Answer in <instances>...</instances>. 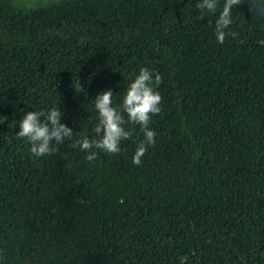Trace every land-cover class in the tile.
<instances>
[{"label":"trees","instance_id":"16d2710c","mask_svg":"<svg viewBox=\"0 0 264 264\" xmlns=\"http://www.w3.org/2000/svg\"><path fill=\"white\" fill-rule=\"evenodd\" d=\"M200 2L0 0V264H264V0L223 44ZM141 67L162 77L155 144L133 164L125 124L90 163L71 145L95 136V97L119 108ZM56 105L73 138L35 157L20 119Z\"/></svg>","mask_w":264,"mask_h":264},{"label":"clouds","instance_id":"9594fccd","mask_svg":"<svg viewBox=\"0 0 264 264\" xmlns=\"http://www.w3.org/2000/svg\"><path fill=\"white\" fill-rule=\"evenodd\" d=\"M242 2L243 0H223L221 5L220 0H201L196 5L198 9L207 10L210 13L215 14L218 11L215 23L218 43L223 44L228 35H235V33L226 32V29L233 23V8ZM259 43L264 45V40ZM161 82L162 77L159 73L154 75L149 68L141 67L129 83L119 108L113 106L111 89L98 94L94 99V107L99 119L94 129L95 136L74 139L71 146L86 152L85 158L91 163L97 158V152L92 151L93 148L107 154H117L121 151V142L133 136V131L126 130L125 124L139 125L144 134V140L137 144L132 157L133 164L139 166L148 147L155 144L156 132L149 127V124L152 116L161 111L162 97L157 91ZM78 88L79 91H83L80 83ZM124 113L127 114V120ZM61 116L62 112L57 105L47 112L28 111L20 119L16 136L27 139L30 143V152L35 157L52 155L58 151V146L63 144L66 138L70 140L73 138L74 132L60 122ZM41 117L44 119L41 120ZM4 119L5 117L0 116V123Z\"/></svg>","mask_w":264,"mask_h":264},{"label":"rangeland","instance_id":"374dc122","mask_svg":"<svg viewBox=\"0 0 264 264\" xmlns=\"http://www.w3.org/2000/svg\"><path fill=\"white\" fill-rule=\"evenodd\" d=\"M14 5L28 7L48 1H57V0H11Z\"/></svg>","mask_w":264,"mask_h":264}]
</instances>
